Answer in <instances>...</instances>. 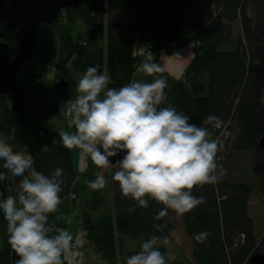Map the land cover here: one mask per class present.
<instances>
[{
	"label": "trees",
	"instance_id": "1",
	"mask_svg": "<svg viewBox=\"0 0 264 264\" xmlns=\"http://www.w3.org/2000/svg\"><path fill=\"white\" fill-rule=\"evenodd\" d=\"M182 2V34L172 42L160 43L150 38L153 0H82L77 10H64L56 24L59 48L55 67L57 78L68 83L65 98L57 96L52 88L39 96L25 97V108L15 113L11 107L14 95H0V136L8 138L15 150L27 146L37 171L51 175L57 167L63 169L62 202L50 219L67 216L68 220L58 222V226L68 229L73 207L79 201L83 232L102 264H126V258L153 235L161 237L156 247L164 254L166 264H251L253 257H264V236H256L249 213L253 189L223 178L217 185L193 188L194 196L206 198L205 203L183 215L182 225L192 242L193 257L169 261L166 247L159 244L172 240L175 226L168 214L155 219L163 206L149 199V207L141 208L131 198L123 197L118 183L112 180L115 172L105 175L108 183L103 189L87 186L76 192L73 151L61 146L59 131L52 125L60 118L61 102L75 99L76 76L87 67L99 66L106 72L109 87L119 88L133 80L150 82L153 77L137 72L133 65L151 53L162 68L157 75L167 80L162 106H175L190 123L200 126L207 116H218L223 126L212 130L210 137L218 138L219 147H223L221 154L217 153V163L221 165L229 154L252 152L251 176L264 199V150L259 147L264 137V0H213L215 15L207 26L203 0ZM16 21L14 10L7 7L0 20V42L7 45L10 62L19 48ZM78 22L84 23L85 32L77 30ZM137 38L144 47L140 55L135 53ZM176 41L193 42L196 52L180 78L163 72L161 59L162 49ZM50 51L49 39L37 41L32 62L23 67L44 78L51 65ZM63 128L69 130L66 125ZM44 145L50 148L48 152L42 150ZM2 183L6 198L16 195L14 184ZM72 195L76 201H72ZM202 232L210 235L199 243L194 237ZM0 244V264H15L18 257L8 243L2 211Z\"/></svg>",
	"mask_w": 264,
	"mask_h": 264
},
{
	"label": "clouds",
	"instance_id": "2",
	"mask_svg": "<svg viewBox=\"0 0 264 264\" xmlns=\"http://www.w3.org/2000/svg\"><path fill=\"white\" fill-rule=\"evenodd\" d=\"M154 60L147 53L133 65L137 72L153 77L150 82L133 80L119 88L109 87L110 76L99 66L87 67L76 84L75 99L64 109L69 130L61 129L58 136L62 147L88 154L101 169L115 164L118 170L112 180L118 183L122 196L141 208L149 207V199L162 205L155 216L160 220L169 210L183 216L205 203L204 196L192 194L193 188L217 185L226 170L217 163L218 138H210L212 130L221 129L224 122L209 115L200 126L190 123L175 106H162L167 80L157 75L162 68ZM42 150L50 148L44 145ZM121 153V159H110ZM34 163L27 146L15 150L8 138L0 136V182L14 184L16 192L6 199L0 193L8 243L18 257L15 264H63L73 235L58 226L67 216L50 219L62 202L63 169L57 167L45 175ZM107 183L103 172H98L88 186L101 190ZM209 235L198 233L194 239L203 243ZM160 239L153 235L142 242L140 250L126 258V264H166L156 247Z\"/></svg>",
	"mask_w": 264,
	"mask_h": 264
},
{
	"label": "rangeland",
	"instance_id": "3",
	"mask_svg": "<svg viewBox=\"0 0 264 264\" xmlns=\"http://www.w3.org/2000/svg\"><path fill=\"white\" fill-rule=\"evenodd\" d=\"M203 12L204 18H206L205 22H211L214 14L215 8L213 4V0H203ZM206 23V24H207ZM57 21L54 25H41L37 32V41L50 40L51 43V51H50V62L51 65L48 68L44 78L39 74L35 73L32 75V70L26 67H21L17 72V81L22 89H24V96L26 98H32L39 96L46 90L52 89L54 85L60 80L57 78L56 72V61L58 56V48H59V31L57 28ZM77 30L79 32H85V27L83 22H78ZM169 43V42H168ZM144 47L141 43V39L137 38L135 43V53L140 55L143 53ZM186 52V56L181 57L182 53ZM195 45L193 42L188 41L184 44L176 41L173 45L164 47L162 49L161 55L165 62H163V72L164 71V63H166V67L168 68L176 67L177 73L181 71L183 68L182 62H189L186 68L179 74L178 78L182 77L185 73L187 67L191 64L192 60L195 57ZM162 59V58H161ZM169 73V72H167ZM171 76H174L173 72L169 73ZM83 75V73L78 74L76 76V80L78 82L79 78ZM175 77V76H174ZM110 85V82H109ZM263 103H264V94H263ZM67 101H62L60 104V118L54 120L52 125L60 131L64 129V125H66V120L64 116V109L66 107ZM226 138V137H225ZM224 145V141L222 142ZM223 150V147L220 148V154ZM81 153V158H83L84 154L82 151L76 149V154ZM232 161H230V154L228 155V160L221 161L223 168L230 174V176L225 177L226 181H238L243 182L249 185L253 189V195L251 198V202L249 203V213L251 217L254 219L255 223V232L258 238L264 236V199L260 195V191L258 190V184L253 177H251V167L253 165L254 156L252 152L249 153H238L232 155ZM227 162V163H226ZM89 165V167H88ZM84 171L79 172L77 176L78 184L76 188V192L83 191L85 187L88 185L89 181H92L96 178V174L98 172H103V174H113L116 170H118L117 166H109L107 168H99L94 164L91 160L90 156L87 154V162L86 167H83ZM76 201V199L72 200ZM168 218L171 224H174L175 229L172 233L171 241H162L159 245L166 247L167 257L169 261L174 262L181 259H192L193 257V245L191 240L187 237L184 227L182 224L183 216H177L175 212L169 210ZM70 227L76 224L81 223V213H80V203L79 201L73 207L72 214L70 215ZM68 230V229H67ZM83 230V229H82ZM87 243L88 239H86ZM90 245V243H89ZM71 249L78 252V248L76 245H72Z\"/></svg>",
	"mask_w": 264,
	"mask_h": 264
},
{
	"label": "water",
	"instance_id": "4",
	"mask_svg": "<svg viewBox=\"0 0 264 264\" xmlns=\"http://www.w3.org/2000/svg\"><path fill=\"white\" fill-rule=\"evenodd\" d=\"M82 4V0H0V20L3 19L7 7L14 10L17 18L18 31L15 37L19 48L11 62L7 58V45L0 42V95H14L11 107L15 113L25 108L24 89L18 84L17 72L24 65L30 64L34 58L39 27L54 25L64 10H77ZM153 10V24L150 30V38L153 41L168 43L182 34V0H153ZM67 86L65 80H60L54 85L53 91L60 98H65ZM259 147L264 150V137L260 139ZM122 156L121 153L110 159L115 162ZM0 193H3V199L7 197V190L2 182ZM250 263L264 264V257L257 255Z\"/></svg>",
	"mask_w": 264,
	"mask_h": 264
},
{
	"label": "crops",
	"instance_id": "5",
	"mask_svg": "<svg viewBox=\"0 0 264 264\" xmlns=\"http://www.w3.org/2000/svg\"><path fill=\"white\" fill-rule=\"evenodd\" d=\"M205 21H206V18H204V24H205V26H207L209 24V22L207 23ZM184 56H186V52H183L180 58H182ZM161 58H162V61L165 62L162 55H161ZM188 63L189 62H182L181 63L183 65V68L181 69V71H179V73H177L176 67L175 68H172V67L168 68V66L166 67V65H165L166 63H164V71L169 72V73L173 72L174 76L178 77L179 74L186 68ZM72 151H73V163L75 166L76 174L78 175L79 172L81 173L84 171L83 167H86L87 154L85 153L83 158H81V153L76 154V149H73ZM232 155L233 154H230V159H229L230 161H232V158H231ZM227 160H228V156L226 158V161ZM88 167H89V165H88ZM106 174H108V173H105L104 175H106ZM228 176H230V174L226 173L224 178L228 177ZM68 231L73 235L72 245L77 246L78 252L74 251L70 248L69 252L64 256L63 264H102L103 263L101 257L99 255H97L93 251V248L91 247V245H89V243H87V241H86L87 237L82 230L81 224H76V225H73L71 227L69 224ZM0 246H1V244H0Z\"/></svg>",
	"mask_w": 264,
	"mask_h": 264
},
{
	"label": "built area",
	"instance_id": "6",
	"mask_svg": "<svg viewBox=\"0 0 264 264\" xmlns=\"http://www.w3.org/2000/svg\"><path fill=\"white\" fill-rule=\"evenodd\" d=\"M71 198H72V200H74L76 198V196L75 195H72Z\"/></svg>",
	"mask_w": 264,
	"mask_h": 264
},
{
	"label": "bare ground",
	"instance_id": "7",
	"mask_svg": "<svg viewBox=\"0 0 264 264\" xmlns=\"http://www.w3.org/2000/svg\"><path fill=\"white\" fill-rule=\"evenodd\" d=\"M213 20V19H212Z\"/></svg>",
	"mask_w": 264,
	"mask_h": 264
}]
</instances>
